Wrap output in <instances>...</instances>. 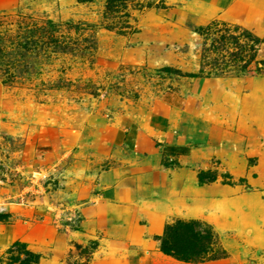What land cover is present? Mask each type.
<instances>
[{
	"label": "rangeland",
	"instance_id": "rangeland-1",
	"mask_svg": "<svg viewBox=\"0 0 264 264\" xmlns=\"http://www.w3.org/2000/svg\"><path fill=\"white\" fill-rule=\"evenodd\" d=\"M262 61L264 0H0V256L264 264Z\"/></svg>",
	"mask_w": 264,
	"mask_h": 264
},
{
	"label": "trees",
	"instance_id": "trees-1",
	"mask_svg": "<svg viewBox=\"0 0 264 264\" xmlns=\"http://www.w3.org/2000/svg\"><path fill=\"white\" fill-rule=\"evenodd\" d=\"M258 71L264 72V61L260 62ZM199 183L206 184L215 180L206 179L203 173L198 175ZM160 251L185 263H202L208 252H214L217 237L211 227L198 221L185 222L177 220L169 224L164 234L157 238ZM41 255L32 251L22 242H15L0 256V264H41Z\"/></svg>",
	"mask_w": 264,
	"mask_h": 264
},
{
	"label": "crops",
	"instance_id": "crops-1",
	"mask_svg": "<svg viewBox=\"0 0 264 264\" xmlns=\"http://www.w3.org/2000/svg\"><path fill=\"white\" fill-rule=\"evenodd\" d=\"M161 254V253H160ZM161 256H162V258H161V261H160V257L159 258H157V259H152V258H147L148 259V264H170V262L169 261H165V258H167V257H165V255H163V254H161ZM164 257V258H163ZM109 264H111V263H109Z\"/></svg>",
	"mask_w": 264,
	"mask_h": 264
},
{
	"label": "bare ground",
	"instance_id": "bare-ground-1",
	"mask_svg": "<svg viewBox=\"0 0 264 264\" xmlns=\"http://www.w3.org/2000/svg\"><path fill=\"white\" fill-rule=\"evenodd\" d=\"M166 259V258H165Z\"/></svg>",
	"mask_w": 264,
	"mask_h": 264
}]
</instances>
